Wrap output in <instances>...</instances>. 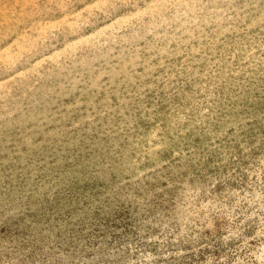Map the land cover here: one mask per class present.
I'll use <instances>...</instances> for the list:
<instances>
[{
    "label": "rangeland",
    "instance_id": "374dc122",
    "mask_svg": "<svg viewBox=\"0 0 264 264\" xmlns=\"http://www.w3.org/2000/svg\"><path fill=\"white\" fill-rule=\"evenodd\" d=\"M263 246L264 0H0V264Z\"/></svg>",
    "mask_w": 264,
    "mask_h": 264
},
{
    "label": "bare ground",
    "instance_id": "6f19581e",
    "mask_svg": "<svg viewBox=\"0 0 264 264\" xmlns=\"http://www.w3.org/2000/svg\"><path fill=\"white\" fill-rule=\"evenodd\" d=\"M107 30V29H106ZM103 33V32H102ZM100 34V33H99ZM89 36V35H88ZM87 37V36H86ZM92 37V36H91ZM83 38V37H82ZM90 38V37H89ZM262 256H261V259L264 258V246L262 247ZM260 259V258H259Z\"/></svg>",
    "mask_w": 264,
    "mask_h": 264
}]
</instances>
